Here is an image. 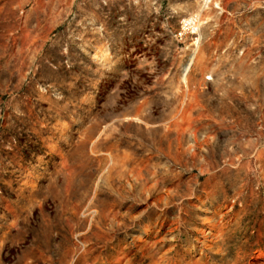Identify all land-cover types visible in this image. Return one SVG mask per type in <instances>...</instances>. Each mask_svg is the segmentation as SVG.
<instances>
[{"label": "rangeland", "instance_id": "rangeland-1", "mask_svg": "<svg viewBox=\"0 0 264 264\" xmlns=\"http://www.w3.org/2000/svg\"><path fill=\"white\" fill-rule=\"evenodd\" d=\"M0 264H264V0H0Z\"/></svg>", "mask_w": 264, "mask_h": 264}]
</instances>
